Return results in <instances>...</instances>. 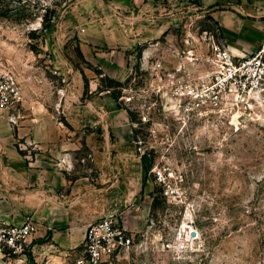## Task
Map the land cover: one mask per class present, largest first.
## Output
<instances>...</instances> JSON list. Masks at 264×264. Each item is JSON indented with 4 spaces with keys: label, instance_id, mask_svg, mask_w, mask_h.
I'll list each match as a JSON object with an SVG mask.
<instances>
[{
    "label": "rangeland",
    "instance_id": "1",
    "mask_svg": "<svg viewBox=\"0 0 264 264\" xmlns=\"http://www.w3.org/2000/svg\"><path fill=\"white\" fill-rule=\"evenodd\" d=\"M27 5L32 11L48 5L55 13L42 29L44 9L18 23V0H0V65L17 75L23 94L22 105L7 111H16L21 126L45 108L49 117L65 122L58 97L68 83L61 80L60 66L68 68L64 76L89 68L79 50L83 38L90 36L104 53L122 38L140 41L119 85L95 70L98 90L112 92L126 112L146 169L144 237L113 264H264V103L241 117L234 112L224 119L185 121L162 109L157 91L166 73L205 78L212 46L221 44L209 11L197 0H27ZM48 43L57 52L45 50ZM143 49L149 54L141 63ZM54 53L60 54L57 60ZM20 147L30 155V142L21 139ZM159 169L163 181L156 179ZM184 218L198 229L202 245L174 259L161 242ZM39 263L30 247L22 254L0 253V264Z\"/></svg>",
    "mask_w": 264,
    "mask_h": 264
},
{
    "label": "crops",
    "instance_id": "2",
    "mask_svg": "<svg viewBox=\"0 0 264 264\" xmlns=\"http://www.w3.org/2000/svg\"><path fill=\"white\" fill-rule=\"evenodd\" d=\"M197 1L217 24L221 45L233 54L250 55L259 45L264 0ZM139 43L122 38L104 53L90 36L83 38L79 50L89 68L64 76L68 68L60 66L61 80L68 83L58 97L65 122L49 117L46 108L35 111L25 126L9 123V113L16 111L0 115V220L33 222L29 247L43 264L75 260L86 226L100 217L120 213L124 227L144 237L149 214L144 157L136 151L126 112L109 91L98 90L95 74L100 69L123 81ZM58 49L48 43L45 50ZM148 54L141 51V63ZM21 139L32 145L29 156L20 152Z\"/></svg>",
    "mask_w": 264,
    "mask_h": 264
},
{
    "label": "built area",
    "instance_id": "3",
    "mask_svg": "<svg viewBox=\"0 0 264 264\" xmlns=\"http://www.w3.org/2000/svg\"><path fill=\"white\" fill-rule=\"evenodd\" d=\"M208 60L205 78L172 73L160 76L157 91L165 112L185 121L210 117L224 119L234 111L241 117L264 103V28L259 45L250 55H236L221 44H214ZM22 98L17 75L0 65V114L19 105ZM16 116H9V122L15 123ZM137 150L140 151V146ZM155 176L163 181V170L155 171ZM34 230L30 219L19 225L0 220V253H24L30 246ZM138 236L143 237L124 227L120 213L100 217L86 226L81 254L73 263L118 262L140 246L142 240L137 241ZM201 245L200 233L190 218H184L161 242L162 249L174 259L197 252Z\"/></svg>",
    "mask_w": 264,
    "mask_h": 264
},
{
    "label": "trees",
    "instance_id": "4",
    "mask_svg": "<svg viewBox=\"0 0 264 264\" xmlns=\"http://www.w3.org/2000/svg\"><path fill=\"white\" fill-rule=\"evenodd\" d=\"M21 1H23V0H18V6L14 7L15 14L17 15V19H15L16 22H18V23L30 22L31 20H33L37 17L39 9L42 8V9H44V13H42L40 16L41 17L40 18L41 19V27H42V29H46L50 25L52 16L55 13L54 9L49 8L48 5H44V6H41L40 8L38 7L36 9V11H32V10H30V7L28 6L29 4L27 5V0L24 1L23 3H21ZM115 83L117 85H119L120 81H115ZM100 90H102V89H100ZM112 95H113V97H116L113 93H112Z\"/></svg>",
    "mask_w": 264,
    "mask_h": 264
},
{
    "label": "bare ground",
    "instance_id": "5",
    "mask_svg": "<svg viewBox=\"0 0 264 264\" xmlns=\"http://www.w3.org/2000/svg\"><path fill=\"white\" fill-rule=\"evenodd\" d=\"M234 112H238V111H234ZM234 112H233V113H234ZM238 113H239V112H238ZM237 120H238V114H234V115L232 116L231 122L234 123V124H236V123H237Z\"/></svg>",
    "mask_w": 264,
    "mask_h": 264
}]
</instances>
